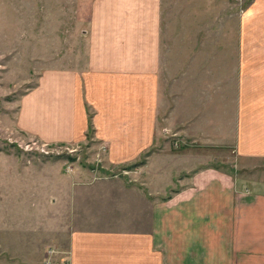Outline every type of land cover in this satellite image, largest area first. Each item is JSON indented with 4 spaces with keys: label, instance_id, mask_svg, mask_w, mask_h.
I'll return each instance as SVG.
<instances>
[{
    "label": "crops",
    "instance_id": "1",
    "mask_svg": "<svg viewBox=\"0 0 264 264\" xmlns=\"http://www.w3.org/2000/svg\"><path fill=\"white\" fill-rule=\"evenodd\" d=\"M168 1L97 0L87 66L42 73L19 101L16 130L46 144L78 145L92 128L97 146L108 148L101 157L104 166L133 164L151 151L160 117L169 120L160 107L164 56L171 55L170 71L191 53L175 44L170 28L167 39L175 41L163 51ZM239 2L245 6L238 12L235 4L226 9L231 30L224 50V121L217 117L216 90L205 97L196 90L180 102L178 114L186 121L172 129L231 149L241 160L264 161V0ZM214 50L203 54L210 55L202 70L209 72L204 84L211 89L219 70ZM189 64L190 70L198 69L197 59ZM181 80L183 86L193 81L194 89L201 85L194 75ZM164 153L147 154L135 177L141 184L71 167L51 181L30 221L22 211L25 194L41 192L39 185H26L19 159L10 164L2 158L8 170L0 176L6 200L0 213V264H46L45 253L63 245L67 264H264V184L250 188L216 167L182 166L176 185ZM200 158L173 159L189 166Z\"/></svg>",
    "mask_w": 264,
    "mask_h": 264
},
{
    "label": "rangeland",
    "instance_id": "2",
    "mask_svg": "<svg viewBox=\"0 0 264 264\" xmlns=\"http://www.w3.org/2000/svg\"><path fill=\"white\" fill-rule=\"evenodd\" d=\"M96 1L0 0V176L3 177L8 170L2 158L10 164L16 158L26 168L25 179L28 182L26 185L30 184L31 187L39 185L38 189L41 192L32 193L29 192L30 188L26 189L29 193L25 194L26 202L22 210L26 219L30 221L35 218L40 207L39 198H44V194L50 191L51 181L67 173L71 167L92 171L98 176L126 177L134 179V183L141 184V181H138L140 179L135 177L147 161V154L161 149L165 152L164 156L167 159L165 162L169 163V170L172 169L171 175L176 185H179V180L184 175L182 166L188 170L216 167L220 171L231 172L245 181L250 188L264 184V161L241 160L231 149L194 141L181 135L178 130L172 129L186 121L179 117V108L186 103L183 101L190 93L197 94L196 90L200 91L203 97L208 96L210 90L212 93L216 90L219 107L217 117L219 121H224L226 95L224 50L226 31L231 30V23L227 24L226 21V9L231 10L232 4H235V12H238L245 6V3L243 5L239 2L240 0L165 2L163 36L166 39H163V51L169 42L175 41L167 39V28H170L178 40L175 44L181 43L189 47L191 53L185 55L179 66L173 65L170 71L167 70L169 67L167 60L171 55L164 56L166 63L160 79V89L164 98H161L160 107L166 109L163 114L169 120L160 117L156 145L136 163L104 166L102 158L105 157L108 148L106 145L97 146L92 128L88 139L78 145L46 144L25 137L16 130L15 118L19 101L25 93L37 85L42 73L48 70H83L87 66L88 33ZM214 48L218 51L216 58L219 70L217 85L211 89L208 84H204V82L209 83L206 78L209 72L205 71L206 76L202 70L205 58L210 55L203 54L214 52ZM195 51L197 55L193 54ZM194 59L199 62L198 69L190 70L189 63ZM185 75L198 77L195 82L197 84L201 82V85L194 89V83L191 81L183 86L181 79ZM183 127L185 126L182 125ZM182 154L199 156L200 162L196 163L198 159H195L189 166L188 162L178 164L173 158ZM143 183L142 185L145 186ZM177 187L171 189V192ZM4 197V187L0 186L1 214L4 210L3 203L6 202ZM56 247L58 248H50L45 253L46 264L50 262L49 260H51L50 264H67L66 247L64 245ZM0 258H2L1 253Z\"/></svg>",
    "mask_w": 264,
    "mask_h": 264
},
{
    "label": "built area",
    "instance_id": "3",
    "mask_svg": "<svg viewBox=\"0 0 264 264\" xmlns=\"http://www.w3.org/2000/svg\"><path fill=\"white\" fill-rule=\"evenodd\" d=\"M51 253H54V251H51ZM51 262V260H49ZM50 262H47V264H50Z\"/></svg>",
    "mask_w": 264,
    "mask_h": 264
}]
</instances>
